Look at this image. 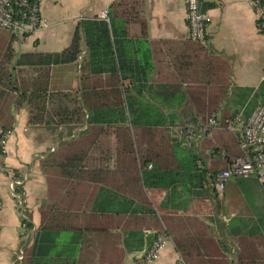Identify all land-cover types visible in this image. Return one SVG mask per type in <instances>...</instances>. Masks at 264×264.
Instances as JSON below:
<instances>
[{"label": "crops", "instance_id": "0c3cea01", "mask_svg": "<svg viewBox=\"0 0 264 264\" xmlns=\"http://www.w3.org/2000/svg\"><path fill=\"white\" fill-rule=\"evenodd\" d=\"M201 2L209 15L204 43L189 37L185 0H42L48 27L25 34L0 29L1 79L20 54L67 48L83 19L100 17L104 10L123 19L128 36L121 53L131 78L125 82L128 104L140 124L157 123L152 127L164 130V137L155 135L151 144L147 138L145 146L174 145L167 155L161 152L163 165L178 177L175 189H81L75 199H66L76 200L84 210L81 229L39 230L43 210L57 205L61 192L43 160L65 140L56 127L29 125L26 106L1 100L0 125H13L7 152L0 153V264H27L32 244L42 236L34 264H174L182 255L175 239L181 241L188 264H264V189L259 180L235 177L219 193L207 182L191 187L179 175L185 172L187 178L197 168L220 167L212 145L237 136L223 129L207 135L211 114L221 120L237 114L246 119L264 100V35L253 7L248 0ZM86 52L83 46L82 56ZM52 73L53 90L80 88L81 62L53 66ZM108 78L103 74L91 80L100 85ZM22 173L28 174L23 210L8 186ZM98 203L100 210L95 209ZM158 230L166 231L168 242L159 258L147 263L143 255Z\"/></svg>", "mask_w": 264, "mask_h": 264}, {"label": "trees", "instance_id": "16d2710c", "mask_svg": "<svg viewBox=\"0 0 264 264\" xmlns=\"http://www.w3.org/2000/svg\"><path fill=\"white\" fill-rule=\"evenodd\" d=\"M108 14L109 21L100 17L81 20L71 44L60 52L20 54L7 78L0 79V84L4 83V86L0 85V119L1 100L11 99L18 108L23 105L28 108L29 125H47L57 130L64 126L70 131L80 128L74 137L59 142L43 160V167L53 178V185H58L61 192L58 194L59 203L43 210L39 226L42 231L82 228L79 217L82 209L74 200L81 189L85 191L94 187L91 191L94 192L97 185L175 189L178 182L177 173L169 171L170 166L163 165L161 152L164 149L167 155L171 148L175 150L174 145L145 146L147 138L150 143L155 135L164 137V130L152 127L157 123L140 124L128 104L125 82L131 78L126 75V58L121 53L128 31L123 19L117 20L110 11ZM83 46L87 50L84 56ZM75 62H81L83 72L80 88L70 92L53 90L52 67ZM103 74H109V78L100 85H97V79L95 82L91 80L92 76ZM138 80L144 83L145 78ZM12 125L11 121L0 125V136L3 132L12 131ZM213 151V155L219 158L216 161L220 167L197 168L196 173L191 171L187 178L185 172L179 174L189 181L191 187H202L204 182L214 186V178L228 169L235 158L244 156L241 137L233 134L225 144H213ZM150 164L151 169L148 167ZM101 205L96 204L95 209ZM105 210L108 211L107 208ZM25 223L28 229H33L32 222L25 220ZM43 239L42 236L39 242L32 244L31 259L26 261L27 264H34L32 260L40 254L37 249ZM175 243L188 262L181 241L175 239Z\"/></svg>", "mask_w": 264, "mask_h": 264}, {"label": "built area", "instance_id": "2783aa9c", "mask_svg": "<svg viewBox=\"0 0 264 264\" xmlns=\"http://www.w3.org/2000/svg\"><path fill=\"white\" fill-rule=\"evenodd\" d=\"M253 7L258 27L264 35V0H248ZM187 9V19L189 23V37L196 42L204 43L207 38V22L209 15L204 9L201 0H185ZM109 11L104 10L100 18L109 21ZM48 27L42 15V0H0V29L13 33L25 34L38 31ZM59 131L63 140H68L77 134L80 128L68 130L60 126ZM205 129L211 133L213 129H227L241 137V146L244 156L235 158L229 168L220 172L214 178V188L222 193L232 178L255 177L264 189V101L259 103L246 119L241 114L221 120L217 113L211 114L206 119ZM188 136L193 135L192 131H187ZM11 131L1 133L0 153L7 152V143ZM55 148L52 149L54 151ZM43 156L36 154L35 157ZM152 165H149L151 168ZM27 173H22L20 177L9 181L8 186L12 195L18 200L23 210L25 191L22 189ZM3 201L0 195V209ZM166 231L155 232L153 242L148 251L143 255L145 262H153L160 256L161 251L167 244ZM23 259L22 251L18 255ZM174 264H188L182 255H179Z\"/></svg>", "mask_w": 264, "mask_h": 264}]
</instances>
